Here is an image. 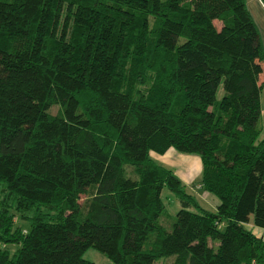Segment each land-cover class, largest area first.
I'll use <instances>...</instances> for the list:
<instances>
[{
    "label": "trees",
    "instance_id": "obj_1",
    "mask_svg": "<svg viewBox=\"0 0 264 264\" xmlns=\"http://www.w3.org/2000/svg\"><path fill=\"white\" fill-rule=\"evenodd\" d=\"M263 60L245 0H0V264H264Z\"/></svg>",
    "mask_w": 264,
    "mask_h": 264
},
{
    "label": "rangeland",
    "instance_id": "obj_2",
    "mask_svg": "<svg viewBox=\"0 0 264 264\" xmlns=\"http://www.w3.org/2000/svg\"><path fill=\"white\" fill-rule=\"evenodd\" d=\"M245 1H246V8H247L251 18L253 19V21L256 22L257 26L259 28H261V26H262L261 24H264V21H263V19H264V6H262L257 0H245ZM214 24H215V27L218 28V23L214 22ZM222 95H223V91H222L221 86H219L218 91L216 93V97H215L216 101H218ZM55 112H56V108H51L49 111V114L53 115ZM173 153L174 154H172V156L168 158V162L166 164L159 162V161L158 162L162 165H165V166L171 168L174 171L173 172L174 175H177L179 178L181 177L185 180L186 178L191 177V176H189L190 174L187 172L193 171V169H192L193 160H183L184 159L183 158L180 160V164H178L177 161H178L179 157L190 158V157H194V156L181 155V154H178L175 152H173ZM179 166H181V170H180ZM198 175H199V173H197V175H195L193 177L191 182H194L197 179ZM181 178H180V180H181ZM181 182L184 183L183 181H181ZM186 192L194 194L197 197L200 205L203 206L202 208H205L208 210L211 207L209 205H205L207 202L206 198H204L205 195L207 198L212 199L213 201H216V199L213 198L212 196H210L206 193L203 194L195 188H190L189 190L186 188ZM83 199H84V197H81L79 200V203H82L84 201ZM161 200H162V203L164 205L165 212L159 218V223L166 230H169L170 224L174 221V215L177 212V210L179 209V204H178L177 200L174 198V196L172 194L168 193L165 189H163L161 191ZM220 230L222 231L223 229L220 228ZM216 244H217L216 242H213V247H215ZM82 258L86 261L92 262L93 264H111L110 261L106 257H104L101 253L97 252L93 248L86 249L82 254ZM170 261L172 264L173 257L161 258L152 264H169Z\"/></svg>",
    "mask_w": 264,
    "mask_h": 264
},
{
    "label": "crops",
    "instance_id": "obj_3",
    "mask_svg": "<svg viewBox=\"0 0 264 264\" xmlns=\"http://www.w3.org/2000/svg\"><path fill=\"white\" fill-rule=\"evenodd\" d=\"M263 21H264V19H263ZM253 22H255V21H253ZM254 25H255V27H256V29L258 31L259 41H260L261 46H262L263 51H264V24H261L262 25L261 28H259L257 26L256 22L254 23ZM261 68H262V72H261V74L259 76V82L262 83V88H261V91L259 92V109H260V123H261V128L264 129V60L261 63ZM173 152H174L173 150L168 149L161 156L156 155L154 153H149V155H150L151 158H153L157 162L159 161V162H162V163H165L166 164L168 162V158L171 157L172 154H174ZM181 159H183V160H193V162H192V165H193L192 166V169H193V171L192 172H187V173L190 174L189 176H191V177H188L185 180L180 177L181 178V180H180V178L177 175H175V176H177L179 178L180 181H183L185 183V185H188V184L191 183L193 177L195 175H197V173H199V171H200V165H199V161H198L199 159H197V157H195V156L194 157H190V158H187V157H179L178 161L176 160L178 162V164H180V160ZM179 168L181 170V166H179ZM203 194H205V193H203ZM204 198H206V200H207V202H206L205 205H209L211 207V208H209V210L210 211H213L214 208L217 205V201H213L212 199L207 198L206 195H205ZM246 228H249L251 230V233L253 235H255L256 237H260V238L264 239V232L261 229L251 227L250 225H247Z\"/></svg>",
    "mask_w": 264,
    "mask_h": 264
}]
</instances>
